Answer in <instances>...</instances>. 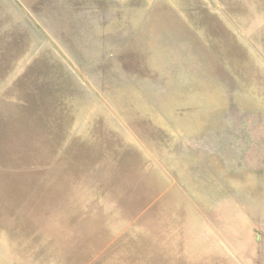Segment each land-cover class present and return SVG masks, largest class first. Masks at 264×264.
I'll return each mask as SVG.
<instances>
[{
  "label": "rangeland",
  "instance_id": "obj_1",
  "mask_svg": "<svg viewBox=\"0 0 264 264\" xmlns=\"http://www.w3.org/2000/svg\"><path fill=\"white\" fill-rule=\"evenodd\" d=\"M0 264H264V0H0Z\"/></svg>",
  "mask_w": 264,
  "mask_h": 264
}]
</instances>
